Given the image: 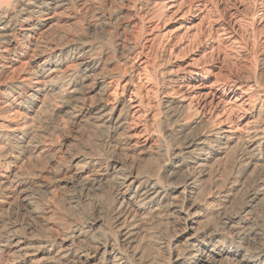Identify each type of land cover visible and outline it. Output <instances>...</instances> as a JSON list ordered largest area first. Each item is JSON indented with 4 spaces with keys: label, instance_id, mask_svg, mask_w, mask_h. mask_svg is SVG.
<instances>
[{
    "label": "bare ground",
    "instance_id": "6f19581e",
    "mask_svg": "<svg viewBox=\"0 0 264 264\" xmlns=\"http://www.w3.org/2000/svg\"><path fill=\"white\" fill-rule=\"evenodd\" d=\"M127 7L0 0V264H264V75L224 87L231 105L159 87L110 104L137 59L179 76Z\"/></svg>",
    "mask_w": 264,
    "mask_h": 264
},
{
    "label": "rangeland",
    "instance_id": "374dc122",
    "mask_svg": "<svg viewBox=\"0 0 264 264\" xmlns=\"http://www.w3.org/2000/svg\"><path fill=\"white\" fill-rule=\"evenodd\" d=\"M127 12L131 14V24L127 28L131 40L137 33L133 24L144 20L145 30L139 39L146 44L150 61L159 64L162 58L165 59L164 64L156 68L157 74L160 70H171L179 76L164 83L166 73L162 78L158 77L157 83L154 76L150 77L142 68L144 58L137 59L132 72L134 81L124 92L122 82L114 94L111 93L113 87L109 91L111 95H107L110 104H115L117 99L130 98L137 88L147 94V101L154 104L157 97L153 89L159 87L162 90L173 88L175 92L187 91L192 95L198 93L197 96L201 94L212 101L224 97L227 105H231L229 101L235 100V94L231 92L223 96L224 87L229 91V85L236 81L247 82L254 75H264V0H128ZM2 48L0 44V51ZM0 62L8 61L0 58ZM18 71L12 73L13 80L30 78ZM30 79L35 81L34 77ZM15 116L11 114L9 119L15 120ZM139 120L136 132L140 142L144 143L143 117ZM246 121L243 119L242 125ZM66 126L70 135L79 138L77 127ZM257 210L260 212V207Z\"/></svg>",
    "mask_w": 264,
    "mask_h": 264
}]
</instances>
